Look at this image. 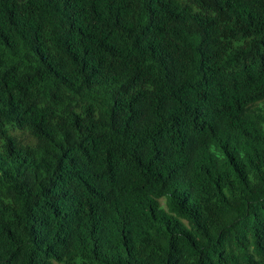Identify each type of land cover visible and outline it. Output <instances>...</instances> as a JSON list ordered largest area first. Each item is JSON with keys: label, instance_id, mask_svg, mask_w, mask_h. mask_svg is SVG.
Segmentation results:
<instances>
[{"label": "trees", "instance_id": "trees-1", "mask_svg": "<svg viewBox=\"0 0 264 264\" xmlns=\"http://www.w3.org/2000/svg\"><path fill=\"white\" fill-rule=\"evenodd\" d=\"M0 264H264V0H0Z\"/></svg>", "mask_w": 264, "mask_h": 264}]
</instances>
